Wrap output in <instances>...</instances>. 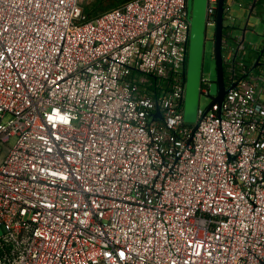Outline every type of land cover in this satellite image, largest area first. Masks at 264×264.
I'll list each match as a JSON object with an SVG mask.
<instances>
[{"label": "built area", "instance_id": "built-area-1", "mask_svg": "<svg viewBox=\"0 0 264 264\" xmlns=\"http://www.w3.org/2000/svg\"><path fill=\"white\" fill-rule=\"evenodd\" d=\"M188 14L0 0V264H264V42H246L264 0H225L227 92L195 123Z\"/></svg>", "mask_w": 264, "mask_h": 264}, {"label": "water", "instance_id": "water-1", "mask_svg": "<svg viewBox=\"0 0 264 264\" xmlns=\"http://www.w3.org/2000/svg\"><path fill=\"white\" fill-rule=\"evenodd\" d=\"M208 0H188V17L190 20V39L187 63L185 68L184 118L195 123L200 98V81L203 73L205 42L207 40L206 10ZM225 0L218 2L217 26L214 33V57L216 60L218 94L215 98L223 102L227 92L223 76L222 38ZM237 82L231 84L234 87Z\"/></svg>", "mask_w": 264, "mask_h": 264}, {"label": "rangeland", "instance_id": "rangeland-1", "mask_svg": "<svg viewBox=\"0 0 264 264\" xmlns=\"http://www.w3.org/2000/svg\"><path fill=\"white\" fill-rule=\"evenodd\" d=\"M128 0H80L81 6L84 9V12L90 14H98L104 12L113 7L119 6ZM250 1V0H247ZM230 2V0H228ZM231 12L233 15H236L238 18L235 21L236 27L239 28L232 29L233 35L242 34V29L246 23V19L249 16V12L245 8H240L236 4L231 5ZM248 26L250 29L246 32V42L248 45V54L249 56L254 53L256 48L263 45L264 42V18L257 14H253L248 19ZM229 22L226 21V24ZM214 33L215 27H209L207 31V40L205 42V56L203 64V74L204 77L210 80L211 88L210 94L201 93L199 98V106L202 109H206L217 97L218 94V83H217V70H216V60L214 57ZM15 141V138L10 139V145ZM2 229L0 228V234Z\"/></svg>", "mask_w": 264, "mask_h": 264}, {"label": "trees", "instance_id": "trees-1", "mask_svg": "<svg viewBox=\"0 0 264 264\" xmlns=\"http://www.w3.org/2000/svg\"><path fill=\"white\" fill-rule=\"evenodd\" d=\"M83 10H84V9H83ZM84 13H85V15L88 16V17H92V16H94V14H90V12H88V13L84 12Z\"/></svg>", "mask_w": 264, "mask_h": 264}]
</instances>
